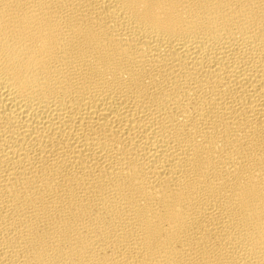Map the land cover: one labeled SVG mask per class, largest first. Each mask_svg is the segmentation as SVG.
<instances>
[{
	"label": "bare ground",
	"instance_id": "obj_1",
	"mask_svg": "<svg viewBox=\"0 0 264 264\" xmlns=\"http://www.w3.org/2000/svg\"><path fill=\"white\" fill-rule=\"evenodd\" d=\"M0 264H264V0H0Z\"/></svg>",
	"mask_w": 264,
	"mask_h": 264
}]
</instances>
